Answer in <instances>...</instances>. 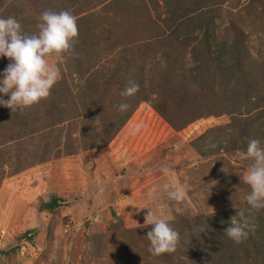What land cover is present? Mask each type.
Here are the masks:
<instances>
[{"label":"rangeland","instance_id":"1","mask_svg":"<svg viewBox=\"0 0 264 264\" xmlns=\"http://www.w3.org/2000/svg\"><path fill=\"white\" fill-rule=\"evenodd\" d=\"M45 10L75 15L78 43L49 57V98L0 106V264H193L181 238L151 255L145 217L176 230L247 207L241 153L251 138L264 149V0H0L30 34ZM130 79L139 91L122 97Z\"/></svg>","mask_w":264,"mask_h":264},{"label":"clouds","instance_id":"2","mask_svg":"<svg viewBox=\"0 0 264 264\" xmlns=\"http://www.w3.org/2000/svg\"><path fill=\"white\" fill-rule=\"evenodd\" d=\"M36 28L37 33H26L15 17L0 18V57L10 61L0 73L3 77L0 79V106L12 113L39 104L51 95V89L60 78V69L58 63H49V57L54 56L60 62L75 54L79 30L77 18L70 11L45 10L40 14ZM192 87L198 89V85ZM139 88V83L130 79L120 95L133 97ZM3 96H8V99ZM129 107L128 103L121 102L118 111L126 112ZM241 159L250 161L243 177L244 183L250 187L245 197L247 208L231 217L229 226L224 229L226 236L236 245L243 243L249 232L255 229L251 218L264 210V149L258 139H249ZM163 187L168 198L176 202L182 201L187 192L185 185L170 188L165 184ZM145 223L151 225V230L146 233L151 255L158 257L176 251L180 235L166 219L148 211ZM200 231L206 234L204 228Z\"/></svg>","mask_w":264,"mask_h":264},{"label":"trees","instance_id":"3","mask_svg":"<svg viewBox=\"0 0 264 264\" xmlns=\"http://www.w3.org/2000/svg\"><path fill=\"white\" fill-rule=\"evenodd\" d=\"M237 133L240 134L243 131L239 130ZM92 145L94 143H91L90 147H93ZM230 145V150L235 149L234 142H231ZM57 206L58 200L52 199L47 203H42L40 210L51 211ZM240 210H227L211 217L197 216L191 222L184 219L177 220L175 225L177 226L176 231L183 241L181 245L186 246V256L193 264H239L241 259L246 261L248 255L252 256V260L255 262L253 264H264V210L251 218L253 224L257 222V229L249 232L243 243L234 244L224 232V229L229 226L230 218ZM236 218L240 219L238 215ZM201 228L206 230V234L200 231ZM29 235L26 232L22 238L27 237L26 239L31 241ZM249 250H251V254H248Z\"/></svg>","mask_w":264,"mask_h":264}]
</instances>
